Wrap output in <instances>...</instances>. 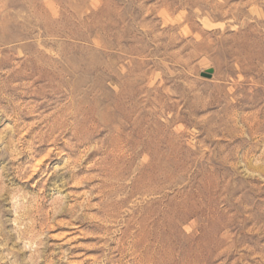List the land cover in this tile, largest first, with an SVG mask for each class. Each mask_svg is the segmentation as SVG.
<instances>
[{
    "label": "rangeland",
    "instance_id": "1",
    "mask_svg": "<svg viewBox=\"0 0 264 264\" xmlns=\"http://www.w3.org/2000/svg\"><path fill=\"white\" fill-rule=\"evenodd\" d=\"M0 264H264V0H0Z\"/></svg>",
    "mask_w": 264,
    "mask_h": 264
},
{
    "label": "bare ground",
    "instance_id": "2",
    "mask_svg": "<svg viewBox=\"0 0 264 264\" xmlns=\"http://www.w3.org/2000/svg\"><path fill=\"white\" fill-rule=\"evenodd\" d=\"M75 135V134H74ZM79 138V137H78ZM158 216V215H157Z\"/></svg>",
    "mask_w": 264,
    "mask_h": 264
}]
</instances>
